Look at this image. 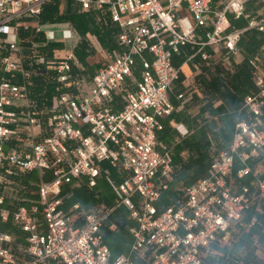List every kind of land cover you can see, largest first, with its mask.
Here are the masks:
<instances>
[{
	"label": "built area",
	"instance_id": "obj_1",
	"mask_svg": "<svg viewBox=\"0 0 264 264\" xmlns=\"http://www.w3.org/2000/svg\"><path fill=\"white\" fill-rule=\"evenodd\" d=\"M48 1L0 0V220L25 234L16 245L14 234L0 230V264H203L214 245L233 252L250 212L246 228L264 218L263 63L249 60L255 91L245 96L228 147L167 207L161 201L175 165L160 134L177 110L172 93L185 65L198 60L196 76L224 70L220 61L235 72L243 35L264 36V16L247 11L249 0H73L80 13L109 17L117 27L116 54L84 93L75 47L34 55L29 63L22 56L21 29L33 21L37 33L44 31L39 21ZM36 76L56 85L49 109L33 101ZM176 131L191 135L183 123ZM34 172L35 191L24 181ZM99 179L111 187L113 206L70 204L76 187L95 188ZM121 208L133 223V241L129 254L113 259L105 229L117 230L111 217ZM254 245L263 262L251 264H264L259 239ZM240 255L235 264H245L247 253Z\"/></svg>",
	"mask_w": 264,
	"mask_h": 264
},
{
	"label": "trees",
	"instance_id": "obj_2",
	"mask_svg": "<svg viewBox=\"0 0 264 264\" xmlns=\"http://www.w3.org/2000/svg\"><path fill=\"white\" fill-rule=\"evenodd\" d=\"M61 6L62 0H49L48 2H46L42 15L40 17V21L43 24L70 22L75 27V29L81 36V41L75 49V54L85 68H89L88 59L92 55H94L95 52L90 48V44L88 41L89 34L97 38L103 49H106L110 53L114 54L117 46L115 45L112 36L117 32V27L112 24L109 17H103L102 19L98 20L96 13H80L79 11H77V9L73 10L71 5L68 6L65 11H63L61 9ZM27 36H30V34H28ZM27 38L29 39V37ZM33 38L36 41L44 40L42 35H35ZM54 44L55 43H49L48 47H50L51 49L52 47H55ZM240 46L243 50L244 59L238 71L236 70L235 72H230L229 76L231 77L220 75L219 77H213V79H207L203 76L205 78L204 80L199 79L195 81L196 89L193 93L191 91V93L187 96L186 101L179 102V104L183 103L184 107H187L188 104L192 103L191 101L197 100L198 98L207 100L210 94H216L217 97L215 98L214 104L213 100H211V103H208L204 107H202V112H205L206 107L211 104L213 113L218 114V116L220 117L219 120L223 124L220 122V130L215 135V139H217V142L219 141L220 143L231 141L235 127L231 120L235 119L234 122L236 123L237 120L242 118V116L244 115V113H242L244 97L252 93L255 89L254 70L250 66L249 60L251 58L263 60L260 57L259 52L263 50L264 36L256 31L246 33L241 39ZM102 67L103 65L100 68ZM215 92H218L220 95ZM55 93V84L47 83L42 78H39L36 81V85L34 86V93L32 97L39 107H44L45 105L49 106L52 104ZM203 96L204 98H202ZM230 107L232 108V110L230 109ZM176 114H173V116L175 117ZM200 130L202 133L200 140L196 141L194 139L195 137H192V139H189L190 137H185L178 143H174V136L172 135L171 127L166 125L164 131L160 134L161 141H165L167 144H171L172 150L174 147L178 149L177 156H175V154L173 153L174 165L176 164L177 171L178 168L181 169L183 165H189L191 163L199 164L203 168V166L207 164L208 161H211V159L209 160V158H212V156L219 151L217 148L218 145H216V143L214 144V140L211 142L208 140L207 133L204 131L203 127H201ZM195 151L199 153V156H195ZM185 153L188 154V159L185 158ZM113 174L116 177V173L113 172ZM205 175L206 171L202 176L205 177ZM171 191L172 189H170L164 195L161 201V207H167L175 202V200L170 199V195L172 193ZM90 198L95 202V205L92 209L96 208L101 203L109 206H113L116 203L115 196H113L112 199L102 196L101 191L98 190V186H96L95 188H90L86 185H83L75 188L74 196L70 200V204L83 202L85 199ZM82 208H84L83 204ZM119 211L120 209L116 211L114 216H112V220L116 221L118 224L119 231L115 234L110 233L108 230H106V242H109V240L114 236L122 234L125 231L128 232L127 229L131 221L127 219V212L125 210L123 211L124 215H122ZM247 220L248 219H245L243 225L239 227L240 232L236 234L239 238H242L245 235L251 236L252 232L254 233V231L245 233V226L247 225L245 223ZM13 228L14 227L11 222L4 223L0 220V230L6 231ZM108 244H110V247L113 246L112 243ZM225 249L226 248H221L222 251H219L220 249L216 245H214V247H212L210 250H207L206 253H211L213 257L217 259H225L226 262L230 264L233 260V252L232 254H228V252L223 251ZM228 255H230V258H228ZM252 256L254 255L252 254ZM252 256L249 257L250 260L252 259Z\"/></svg>",
	"mask_w": 264,
	"mask_h": 264
},
{
	"label": "rangeland",
	"instance_id": "obj_3",
	"mask_svg": "<svg viewBox=\"0 0 264 264\" xmlns=\"http://www.w3.org/2000/svg\"><path fill=\"white\" fill-rule=\"evenodd\" d=\"M70 1H71V3H69V0H68V6L71 5L72 9L76 10V8H77L76 2L73 1V0H70ZM62 2L65 3L66 0H62ZM62 10L65 11L66 8L62 7ZM231 20H232L233 25L234 26H238V28L239 27H243V26L246 25L244 20L235 21V20H233L232 17H231ZM65 29H68V27H65ZM67 33H68V31H67ZM55 35L60 37V35L58 33H55ZM61 36H63V33H61ZM90 38H91V40L88 38V41H89V44H90V48L95 51L94 55H92L90 57L89 68H85L84 65L81 63L82 64L81 66L83 67V69L80 68V70L77 72V73H79V75L82 73L85 76V78H87V80H90V78H92L95 75L96 71L103 64L108 62V60L111 58V55H112V53L107 52L106 49L101 48L100 43L98 42V40H97V38L95 36L91 35ZM70 41L71 40H69L66 44H69ZM259 55L263 59L262 61H264V51L261 50L259 52ZM184 60H186V56L181 58V60H179V62L181 63ZM197 62H198V60H196L195 62L194 61L193 62H189V63H187L185 65L184 72H183V77L184 78H183L182 82H180L179 84H176L177 86H176V88L174 90L175 95H179L182 92H185L186 91V87L183 85V83L184 84H188L189 82L193 81V79L195 81L199 80V79L204 80L205 78L213 79V77H215V76L219 77L220 75H226L227 77H231V76H229L231 71H228L222 65L221 61H220V63L218 65L222 66L224 70L218 69L216 67L215 68V73L216 74H215L214 72H211V70L209 68H206L205 71L209 72L208 73V77L204 76L205 77L204 78L202 74H200L199 76H196V74H195V65H196ZM206 63L203 64L204 67L206 65H208ZM234 64H236V63L232 59V65H234ZM235 68L237 70V65L235 66ZM201 70H202V68H201ZM190 87H191V91L193 93L194 90L196 89V87H195V85H192ZM191 91H190V93H191ZM254 91H255V89H254ZM190 93H188V94H190ZM215 93L220 95L218 92H215ZM216 97H217L216 94L215 95H213V94L211 95L210 94L208 100H206V99L202 100V99L198 98L197 100L191 101L192 102L191 104H188L187 107H184V108L181 109V111H183V112L180 111L181 112L180 113V118L181 119L179 121H181V122H183V123H185V124H187L189 126L190 131H191V135L187 136V137H190L189 139H192V137H195L194 139L196 141L200 140L201 139V134H202L200 128L203 127L204 131L207 133L208 140L210 141L211 138H212V140H214V144L216 143V145H218V147H217L218 150H222V149H224V148H226L228 146L230 141H227V142L225 141V142H221L220 143L219 141L217 142V139H215V135L220 130V122H221L219 120L220 117L218 116V114H214L213 113L211 104L206 107V111L205 112H202V108L199 107V106H202L206 102H207V104L211 103L210 102L211 100H213V104H214V101H215ZM202 98H204V96ZM244 99H245V97H244ZM180 104H182V103H180ZM243 105H244V101H243ZM175 107L177 108L176 105H175ZM230 109L232 110L231 107H230ZM242 109H243V107H242ZM175 112H176V110L174 111L173 114H175ZM173 114L171 115V117L173 116ZM231 121L233 122L234 125L236 124L234 122L235 119L231 120ZM175 122H178V120H176ZM172 128L174 130V131H172V135L174 136V143H178V142H180L181 139H184V138H181L177 134V132L175 131L174 127H172ZM163 142L166 143L165 141H163ZM169 145L172 147L171 144H169ZM172 152L175 154V156L178 155V149L176 147L173 148ZM194 154H195L196 157L199 156V153L197 151H195ZM185 158H187V159L189 158L187 153H185ZM210 159H212V158H209V160ZM209 163H210V161H208L207 164H205L203 166V168L199 164H193V163H191L189 165L186 164V165H183L181 169L178 168V171H177V167H176V164H175V181H174V183H173V185L171 187V189H172L171 192L172 193L170 195V199L176 201V200L182 198V195H183V193L181 191L182 188L184 186H186V185L195 183L196 181L201 179L203 177L202 175L205 173V171L207 172L208 167H209ZM32 177L35 178L36 181H38L39 180L38 172L32 173L31 174V178ZM247 181L248 180H243L244 183H246ZM98 190L101 191V195L102 196L108 197L109 199H112L113 196H114L111 187L109 186V184L107 183V181L105 179H99ZM90 199H85L83 202H79L80 204L81 203L83 204L85 210H90L95 205V202L92 199L91 200ZM115 200H116V198H115ZM124 210L126 211L125 208H121L119 212L122 215H124V213H123ZM247 223H248V220L246 221L245 224H247ZM12 225H13L14 228L10 229V230H6V231L15 233V234L20 236V232H19L18 228L15 227V225L13 223H12ZM252 231H254V233L252 232V235H256V236L259 237V242H260L261 248H262L261 252L264 253V233H263V229L260 226H257L255 228H253ZM126 234H128L126 231L122 233V235H126ZM252 235L251 236L245 235L244 237L239 238L238 241H237V245L233 249V254H232L231 249L230 250H228V249L223 250V251L228 252V254H232L233 255V260H232V263H230V264H234L236 260H241L242 259L241 255H240V253L242 251L244 253H247V255L244 257V263L245 264H246V262H247V264H251L252 262H254L256 260V258H254V259L252 258L253 261L248 258V254H249V257L252 256V254L256 251V248H257L254 245V242H255L256 238H252ZM219 249H220L219 251H222L221 248H219ZM211 255H212L211 253L210 254L205 253V255H204V264H224V263L225 264H229L228 262H226L225 259L224 260L220 259V258L217 259V258L213 257V255L212 256ZM113 259H115V258H113ZM257 261L258 262H263L262 260H257Z\"/></svg>",
	"mask_w": 264,
	"mask_h": 264
},
{
	"label": "crops",
	"instance_id": "obj_4",
	"mask_svg": "<svg viewBox=\"0 0 264 264\" xmlns=\"http://www.w3.org/2000/svg\"><path fill=\"white\" fill-rule=\"evenodd\" d=\"M69 3H71V1L69 0ZM62 7H65L66 9L68 8V0H66V2L64 3V2H62V6H61V9H62ZM77 9V8H76ZM78 11V10H77ZM247 11L250 13V14H252L254 17H262V16H264V0H249V2H248V4H247ZM87 14H95V12H89V13H87ZM97 15V14H96ZM97 17H98V15H97ZM29 23H30V26H29V28L28 29H25V28H22L21 29V32H20V45H21V48H22V56H23V58H24V60H25V62H27V63H29L30 61H32L31 60V58H32V56H34V55H39V54H47L48 56H52L53 54H55V52H57L58 54H65V53H67V51L70 49V48H72V47H75V49H76V47H77V45L79 44V42L81 41V36L79 35V33H78V31L75 29V27L70 23V22H62V23H47V24H43L41 21H39V23L42 25V26H44V31L43 32H40V33H37L36 31H35V29H34V27H33V25L32 24H34V22L32 21H29ZM65 27H68V29H65ZM236 27H238V26H236ZM243 27H245V26H243ZM239 28H242V27H239ZM67 31H68V33H67ZM251 32V31H250ZM55 33H58L59 35H60V37H58V36H56L55 35ZM61 33H63V37H61ZM247 33H249V32H247ZM28 34H30V36H27ZM35 35H42V37H43V41L42 40H38V41H36L33 37L35 36ZM245 35V34H244ZM243 35V36H244ZM262 35V34H261ZM90 36H91V34H89L88 35V38L91 40V38H90ZM93 36V35H92ZM27 37H29V39L27 38ZM58 37V38H57ZM71 37V38H70ZM113 37V41H114V43H115V45L117 46V42H116V37H115V35H113L112 36ZM70 38V39H69ZM59 39H61L60 41H59ZM69 40H71L70 42H69V44H66ZM29 43V44H28ZM49 43H55L54 45H55V47H52L51 49H50V47H48V44ZM94 44V43H93ZM101 46V45H100ZM241 47V46H240ZM102 48V47H101ZM116 49H117V47H116ZM242 49V48H241ZM55 51V52H54ZM262 51H264V46H263V50ZM107 52H109L108 50H107ZM110 53V52H109ZM115 54H116V50L114 51V54H112L111 55V58L108 60V62L109 61H111L112 59H113V57L115 56ZM242 56H243V50H242ZM77 59H78V57H77ZM243 59H244V56L242 57V59H241V61L240 62H238V64H237V71L239 70V68L241 67V65H242V62H243ZM90 58L88 59V62L90 63ZM78 61H79V63H80V68L81 69H83V67L81 66L82 64H81V62H80V60L78 59ZM262 63H263V65H264V61H262V60H260ZM108 62H106V63H108ZM105 63V64H106ZM105 64H103V66L105 65ZM178 64H180V62H178ZM80 68H76V70H75V72L77 73L79 70H80ZM100 69V68H99ZM98 69V70H99ZM97 70V71H98ZM96 71V72H97ZM197 71H196V68H195V73H196ZM96 74V73H95ZM77 75V77H79V78H82V79H85V83H86V85H87V87H86V89H85V91H84V93L85 92H87V91H89V89H90V86H91V84H92V80H93V77L92 78H90V80H87V78H85V76L81 73L80 75H79V73H77L76 74ZM39 78H42L44 81H45V78L42 76V77H38L37 78V76L35 77V79H36V81L39 79ZM183 74H182V76H181V78H180V80L176 83V84H179L180 82H182V80H183ZM193 81H194V85H195V80L193 79ZM192 82V81H191ZM191 82H189L188 84H184L183 83V85L185 86V85H189ZM175 84V88H176V85ZM175 88H174V90H175ZM33 93H34V89H33ZM82 93H83V91H82ZM33 95V94H32ZM177 95H175V93L173 92L172 93V100H173V103H174V105H176L177 106V110H176V112H175V117L173 116V117H168L167 119H165V120H163L164 121V125L166 126H169V127H174L175 128V131H176V126H177V124H180V123H183V122H181V121H179L181 118H180V113L181 112H183V111H181V109L182 108H184V105H183V103L182 104H179V101H178V99H177V97H176ZM33 98V97H32ZM208 100V99H207ZM33 101H35L34 100V98H33ZM220 103V102H219ZM218 103V104H219ZM207 104V102L206 103H204L202 106H199L200 108H202V107H204L205 105ZM183 106V107H182ZM45 108H50L51 107V105H45L44 106ZM44 107H39V108H44ZM181 111V112H180ZM176 120H178V122H175ZM172 124V125H171ZM184 125H186L187 127H189L187 124H185V123H183ZM171 127V130L172 131H174L173 130V128ZM177 132V131H176ZM177 134L179 135V133L177 132ZM180 136V135H179ZM24 181H28V183L29 182H31V183H33L34 185L32 186V190L33 191H35L36 189H37V187L35 186V184L38 182V181H36V179L35 178H26ZM31 186V185H30ZM253 215V211H251L250 212V216L248 217V218H246V219H249L251 216ZM111 221L113 222L114 220H112V217H111ZM114 222H116V221H114ZM248 222H249V220H248ZM133 223L132 222H130V224H129V226H131ZM248 224V223H247ZM257 226H260L262 229H263V233H264V218L263 217H261L260 218V220H259V223H258V225H256V226H254V227H251V228H246V226H245V233H249V232H251L252 231V229L253 228H255V227H257ZM19 230V229H18ZM106 230H108L110 233H118V231H119V227L117 228V230H115V231H111V230H109L107 227H106V229H105V231ZM128 234H126V235H122V234H119V235H117V236H114L113 238H111L110 240H109V242H106L107 244L108 243H112L113 244V246H111L110 247V244H108V246L110 247V249H111V253H112V256H113V258H116V257H118L119 255H125V254H129V252H130V249H131V245H132V236H131V234H130V232H129V227H128ZM239 231V230H238ZM7 232H9V231H7ZM19 232H20V236L19 235H17V234H15V233H12V234H14V236L16 237V245H21V244H23L24 243V238H25V234L23 233V232H21L20 230H19ZM240 232V231H239ZM238 232V233H239ZM106 237V236H105ZM252 238H256V239H259V237L258 236H256V235H252ZM241 253H243L244 254V252L242 251ZM240 253V254H241ZM253 255L254 256H252V258L254 259V258H256V260L254 261V262H258L257 261V255L255 254V252L253 253ZM256 255V256H255ZM263 256H264V254H263ZM244 258V257H243ZM248 258H249V254H248ZM261 259H263L264 260V258H261ZM252 260V259H251ZM259 260V259H258ZM137 264H144V263H142L140 260H138V259H136V260H134ZM253 261V260H252ZM253 263V262H252Z\"/></svg>",
	"mask_w": 264,
	"mask_h": 264
}]
</instances>
